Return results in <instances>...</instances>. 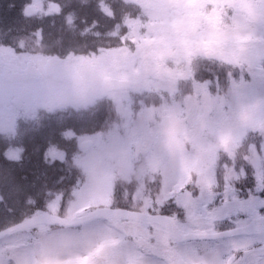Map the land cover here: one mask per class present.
Returning a JSON list of instances; mask_svg holds the SVG:
<instances>
[{
  "label": "rangeland",
  "instance_id": "374dc122",
  "mask_svg": "<svg viewBox=\"0 0 264 264\" xmlns=\"http://www.w3.org/2000/svg\"><path fill=\"white\" fill-rule=\"evenodd\" d=\"M34 1L41 4L35 23L46 22L50 0ZM119 1L125 8L137 6V13L131 6L124 16L117 17L116 24H103L106 29L90 28L81 22L77 36L84 41L91 37L92 48L81 54L78 48L77 54L69 51L61 57L65 67L80 71L85 81L82 88L44 75L39 80L3 79L0 68V134L8 140L9 147L2 151L6 163L12 165L23 155L28 158L26 154H32V150L39 153L45 148L43 156L39 155L43 164L52 170L62 167L60 175L76 173L66 203L69 208L64 216L68 218L104 207L150 214L165 207L174 219L185 213L182 230L196 231L206 228L191 219L192 205L202 195L212 193L217 201L226 203L233 196L243 202L250 197L264 199V24L257 26L251 44L236 45L219 25L221 20L230 23L225 12L231 16V0ZM256 3L264 8V0ZM207 5L209 10L205 9ZM72 7L81 9V5ZM101 16V20L109 21L107 12ZM66 17V27L74 28V15L69 12ZM177 20L183 22L176 24ZM56 21L62 22L61 18ZM53 30L43 34L39 26L38 41L48 43ZM16 42L20 46L13 44L20 51L0 46L3 60L21 67L33 61L42 69L48 57H60L26 49L21 39ZM177 43L181 45L178 55H169L176 51ZM37 45L40 48V43ZM142 53H152L147 64H143ZM197 57L202 61L194 66L196 78L189 63ZM204 60L215 61V65L209 66ZM157 63H162L166 71L158 74ZM107 77L129 79L134 87L108 94L100 107L103 110L95 112L96 118L90 114L83 116L89 118L86 122L65 121L104 102L101 83ZM58 112L64 115L49 116ZM242 112L246 119L238 118ZM39 114L40 120L36 119ZM19 120L23 124L21 133L23 130L27 136L20 142L25 153L17 146L18 139L14 142L10 137L18 133ZM65 122L83 130L66 125V131H60ZM33 123L37 125L34 129L30 127ZM174 123L192 137L182 154H173L167 146L168 129ZM221 129H230V135L219 138L216 132ZM85 141L93 145L82 151L80 145ZM1 184L8 202L18 206L24 190L18 176L3 177ZM62 195L57 191L47 197V209H37L33 200L25 201L29 212L22 220L43 212L57 214ZM212 211L218 217L226 215L219 203ZM10 221L11 215L2 211L0 230L14 224ZM259 243H264V238L230 239L214 246L252 247ZM170 244L159 227L133 221L97 220L72 230L44 225L0 240V264H158L161 246Z\"/></svg>",
  "mask_w": 264,
  "mask_h": 264
},
{
  "label": "trees",
  "instance_id": "16d2710c",
  "mask_svg": "<svg viewBox=\"0 0 264 264\" xmlns=\"http://www.w3.org/2000/svg\"><path fill=\"white\" fill-rule=\"evenodd\" d=\"M87 8L88 7H86V10H72V14L75 16L76 20V26L72 29L66 27V22H62L61 24H55L53 28L50 26V23H43V27H41L43 30V34H46L48 32V29H54L53 31L49 32L47 38L48 43L42 44L43 42L38 41V28L31 27V29L24 32L22 35L23 44L26 45L27 49H38L44 52L43 55L55 54L59 55L60 57H63V54H66L69 51L77 54L78 48L80 49V53L78 54H81V52H83L85 49L92 48L93 43L92 41H90L91 37H89V40L85 39L86 41H84L81 40L79 36H77V33H79L81 30V28H79V26L81 27V20L84 23V26L89 24L90 28H95L94 24L96 22L94 18L96 17V12ZM124 8L125 7L121 5L119 0L109 3L108 9H113V14H111L110 18L111 23H117V17L120 18L124 13H126L124 11H127L128 8ZM102 14L103 12H101L100 14V19L102 17ZM77 22L79 25L77 24ZM38 43H40V48L37 45ZM43 169L44 171L38 173L36 175V178L32 180L30 187L24 188L22 194L18 198L19 200H21V204L18 206L11 205L8 202L9 198L7 195V191L1 184L2 189L0 188V195L2 197V200L4 199L5 206L2 208V205L0 203V213H2L3 210L7 214H13L11 215V217H18L19 214V216L24 218L27 216L26 212H29L28 210H25V201L33 200V202H36L37 209H47V207L45 208V202L47 201V197H53L55 195V192L61 191L62 193H64V195H62L61 203H58V205L60 206L57 207L56 211L57 214L61 216H64L66 214V210L69 208L66 203L69 200L71 189H73V186H71V184L74 183V178L75 176H77L75 175L76 173H62V175H60L58 172L60 170H52L51 167L47 165V163L45 166H43ZM7 177L9 176H5V178ZM22 185L23 183H21V186ZM68 189H70V191H68ZM41 206L42 208H40Z\"/></svg>",
  "mask_w": 264,
  "mask_h": 264
},
{
  "label": "water",
  "instance_id": "95a60500",
  "mask_svg": "<svg viewBox=\"0 0 264 264\" xmlns=\"http://www.w3.org/2000/svg\"><path fill=\"white\" fill-rule=\"evenodd\" d=\"M37 12L36 7L31 6L26 9V14L28 16H32ZM14 69L20 70L18 67L13 66ZM44 72L47 75H52L56 80L59 81H70L77 87H82L84 84V79L80 75L77 69L70 68L65 69L63 66L62 60L51 57L49 58L44 65ZM26 73L29 75H33L36 77H41V73L32 64H28L26 69ZM133 87V83L129 80L125 79H116V78H106L102 82V95L106 96L111 91L118 90H126ZM92 145L91 142H85L81 145L82 149H87ZM97 219H105V220H118V219H126V220H134L140 221L145 224H156L165 229H167L171 238L177 242H184L187 240H207L208 238H201L205 234H182L173 221L167 217L156 215L152 216L145 213L133 212L124 209H110L103 208L91 213H88L84 216L74 217L72 219H66L57 217L48 213H43L37 215L31 219H28L22 223H18L6 230L0 232V238L8 235H12L18 232H22L28 230L32 227L39 225H59L68 228L78 227L84 223L97 220ZM256 232H264L261 230H252V231H236V229L228 230L221 233L208 234L215 236L213 239H220L226 237L240 236V235H250ZM212 240V239H208Z\"/></svg>",
  "mask_w": 264,
  "mask_h": 264
},
{
  "label": "flooded vegetation",
  "instance_id": "af4514ba",
  "mask_svg": "<svg viewBox=\"0 0 264 264\" xmlns=\"http://www.w3.org/2000/svg\"><path fill=\"white\" fill-rule=\"evenodd\" d=\"M114 2L113 0H102V7L108 8L109 3ZM97 3H100V0H97ZM97 8L101 7L100 5H96ZM113 10V9H111ZM188 34L184 32L183 38H186ZM2 43V37L0 36V45ZM191 48H194V43L190 44ZM3 48V47H2ZM10 61L3 60V56H0V68H2V78L6 79L9 76H13L15 78H32L23 74L22 72H13L12 67L10 66ZM27 65V62H26ZM73 130L80 131L78 129L73 128ZM178 206V205H177ZM182 208V207H181ZM183 209V208H182ZM181 209V210H182ZM167 210V209H166ZM166 210H163V215L170 217L177 227L184 233H205V230H196V231H184L180 228V226L184 225L185 219L183 212H180L177 219H174L172 213H167ZM264 214V210L261 212ZM218 222L215 224L214 232H220L224 230L231 229L233 227L230 226L229 223ZM164 231L166 234L167 232ZM213 230L211 228H207V233H211ZM253 237L264 238V235H255ZM170 238V237H169ZM245 237H236L231 239H240ZM172 244L161 246L159 262L158 264H264V243H259L252 247H244V246H214V244L221 243V241H227L230 239L224 240H216V241H190L177 243L174 242L170 238ZM199 243H211L208 246L196 245ZM191 244V245H188ZM220 253H226V255L220 256ZM212 259L218 260L215 263L210 262ZM227 259V260H226ZM82 262V261H81ZM88 264H94L91 261H87ZM31 264H36V262H32ZM40 264H53V262H41Z\"/></svg>",
  "mask_w": 264,
  "mask_h": 264
},
{
  "label": "clouds",
  "instance_id": "9594fccd",
  "mask_svg": "<svg viewBox=\"0 0 264 264\" xmlns=\"http://www.w3.org/2000/svg\"><path fill=\"white\" fill-rule=\"evenodd\" d=\"M225 17L230 23L219 21L222 31L228 36V39L236 45L251 44L255 39L257 26L264 24V8H260L256 0H231V16L225 12ZM182 20L175 21L176 24L182 23ZM176 51L169 53L171 56L178 55L181 45L175 44ZM143 64H147L152 53H142ZM166 71L162 63H157L156 72ZM239 119H246L245 113H240ZM216 135L223 139L230 135V129H221L216 132ZM168 148L173 154H182L185 150V145L192 142L190 137L182 128L174 123L168 129ZM226 146V144L224 145ZM68 264H88L87 261L77 262L69 261Z\"/></svg>",
  "mask_w": 264,
  "mask_h": 264
},
{
  "label": "snow or ice",
  "instance_id": "6c2138e0",
  "mask_svg": "<svg viewBox=\"0 0 264 264\" xmlns=\"http://www.w3.org/2000/svg\"><path fill=\"white\" fill-rule=\"evenodd\" d=\"M219 203L225 207L226 215L216 216L212 209ZM264 207V199H252L251 197L247 202H243L233 197L228 198V202L217 198L214 194L201 196L199 202H195L191 209V219L206 226L205 235L201 238L213 239L215 236L207 234V228H211L214 232L215 224L217 221H227L232 224L236 231H264V214L258 211L259 208Z\"/></svg>",
  "mask_w": 264,
  "mask_h": 264
},
{
  "label": "bare ground",
  "instance_id": "6f19581e",
  "mask_svg": "<svg viewBox=\"0 0 264 264\" xmlns=\"http://www.w3.org/2000/svg\"><path fill=\"white\" fill-rule=\"evenodd\" d=\"M10 2L16 3L17 0H3V3L6 6ZM5 11L7 19L10 24H12V26L18 28L25 26V24L19 18H17L14 10L8 11V9L6 8ZM44 149H42L39 153H34V151L32 150V154H28V158L23 159L21 163L17 165L19 168H13L15 167L14 165H7L2 152H0V181H3V177L5 178V176L14 177V175H16L20 179V182L23 183L24 188H29L32 180L36 178V175L44 171L43 166L45 165L41 162L40 159V157L43 156L42 153L44 152ZM41 154L42 156H39ZM19 201L20 202L18 205L21 204V200Z\"/></svg>",
  "mask_w": 264,
  "mask_h": 264
}]
</instances>
